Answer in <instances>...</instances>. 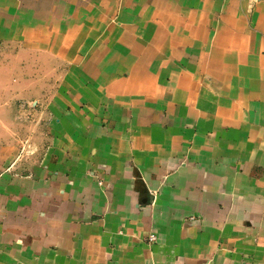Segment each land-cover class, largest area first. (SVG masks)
<instances>
[{"label":"crops","instance_id":"1","mask_svg":"<svg viewBox=\"0 0 264 264\" xmlns=\"http://www.w3.org/2000/svg\"><path fill=\"white\" fill-rule=\"evenodd\" d=\"M0 45L65 67L0 264H264V0H0Z\"/></svg>","mask_w":264,"mask_h":264},{"label":"rangeland","instance_id":"2","mask_svg":"<svg viewBox=\"0 0 264 264\" xmlns=\"http://www.w3.org/2000/svg\"><path fill=\"white\" fill-rule=\"evenodd\" d=\"M27 58L20 62L15 47L0 45V145H14L13 171L21 162L39 159L45 153L53 130L50 120L55 114L49 104L57 98L65 68L50 57L35 63ZM136 179L142 183L139 193H153L143 174L139 172ZM98 183L103 185V180ZM151 235L156 239L151 240ZM143 239L154 243L157 235L149 231Z\"/></svg>","mask_w":264,"mask_h":264},{"label":"built area","instance_id":"3","mask_svg":"<svg viewBox=\"0 0 264 264\" xmlns=\"http://www.w3.org/2000/svg\"><path fill=\"white\" fill-rule=\"evenodd\" d=\"M150 239H151V240H155V239H156V236L151 235Z\"/></svg>","mask_w":264,"mask_h":264}]
</instances>
